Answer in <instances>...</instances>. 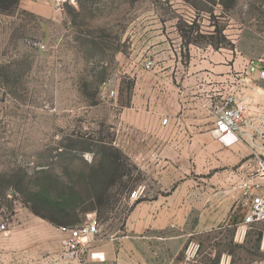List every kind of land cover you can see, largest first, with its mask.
<instances>
[{"label": "rangeland", "instance_id": "1", "mask_svg": "<svg viewBox=\"0 0 264 264\" xmlns=\"http://www.w3.org/2000/svg\"><path fill=\"white\" fill-rule=\"evenodd\" d=\"M261 65L264 0H0V247L92 220L97 240L120 237L138 201L144 258L264 264V222L243 224L264 130L244 112L235 146L214 133L222 67L251 80ZM158 102L180 115L164 124Z\"/></svg>", "mask_w": 264, "mask_h": 264}, {"label": "crops", "instance_id": "2", "mask_svg": "<svg viewBox=\"0 0 264 264\" xmlns=\"http://www.w3.org/2000/svg\"><path fill=\"white\" fill-rule=\"evenodd\" d=\"M262 71H264L263 65L257 69H252L250 74L251 80L248 78L238 79L239 75H236L235 79L233 75L229 74L228 69L226 70L224 67H222L220 74L221 89L225 94V98H228L230 95L234 96L235 103L244 108L246 120L254 123V126L259 131L258 133L264 130L259 127V124L264 122V78H260L259 75ZM246 81L252 82L253 90L258 95L257 101L251 100V97L248 96L249 94L241 88L243 85L242 82ZM250 102H258L260 105L252 111L251 109L254 107H249L246 104ZM158 104L163 107L161 113L167 122L171 120L172 117L180 115L179 102H158ZM220 145L224 148L221 143ZM235 145L236 144L231 145L230 147L232 148ZM146 209L148 208H144L143 203L137 201L125 222L122 236L118 237L115 233L109 240L104 241L92 238L85 248L88 249V255L86 257L81 255L79 259L72 261L63 259L61 241L64 239L65 235L56 234L46 227H33L29 228L30 235H33L32 240L27 244L30 249L25 248L27 245L24 246L21 244L23 246L20 247L23 251L10 254L9 252L6 253L5 249H8V245L4 244L0 247V260L3 264H25L28 263V261H30L29 264H163L159 263L157 259L148 260L143 257L142 245L146 243L145 241H148V238H146L142 232L145 228L141 226V224L139 225L138 221L135 220H138V217L142 215V212ZM211 230L212 226L203 228L201 224L195 225L188 236L191 237L198 232L206 233ZM17 233L20 234L21 232ZM15 235L14 232L13 236ZM183 236L184 235L180 233L174 235L173 239L174 241H180ZM156 239L164 241V239H160L159 237H156ZM26 250L29 254L25 252ZM10 256L12 257L10 258Z\"/></svg>", "mask_w": 264, "mask_h": 264}, {"label": "built area", "instance_id": "3", "mask_svg": "<svg viewBox=\"0 0 264 264\" xmlns=\"http://www.w3.org/2000/svg\"><path fill=\"white\" fill-rule=\"evenodd\" d=\"M260 78H264V71L260 72ZM234 96H229L225 99L223 107L219 110V114L216 117L214 125V133L217 140L224 147H230L239 142V133L241 132V126L245 122L244 108L235 103ZM264 112V110H263ZM166 119L163 120L165 124ZM230 138L229 141H225V138ZM258 172L260 176L264 177V154L262 159L258 161ZM242 187H247V184H243ZM253 187L259 188V184ZM140 191H134L130 199H138ZM264 222V189L258 194H254L251 197L248 211L243 218V224L245 226L253 225L255 223ZM8 224L5 222L0 223V232L7 233ZM61 233L65 235L61 241L62 258L65 260H77L83 254L84 249L92 238L98 233L97 223L92 221L84 222L80 225L60 227ZM0 264L3 262L0 260Z\"/></svg>", "mask_w": 264, "mask_h": 264}, {"label": "trees", "instance_id": "4", "mask_svg": "<svg viewBox=\"0 0 264 264\" xmlns=\"http://www.w3.org/2000/svg\"><path fill=\"white\" fill-rule=\"evenodd\" d=\"M113 170H110V172H112ZM57 211H59V209H57ZM60 213V212H59ZM50 221H55V220H50ZM55 223V222H54ZM65 224V223H64Z\"/></svg>", "mask_w": 264, "mask_h": 264}, {"label": "bare ground", "instance_id": "5", "mask_svg": "<svg viewBox=\"0 0 264 264\" xmlns=\"http://www.w3.org/2000/svg\"><path fill=\"white\" fill-rule=\"evenodd\" d=\"M216 138H217V137H216ZM229 139H230L229 137H228V138H225V141L227 142V141H229Z\"/></svg>", "mask_w": 264, "mask_h": 264}]
</instances>
